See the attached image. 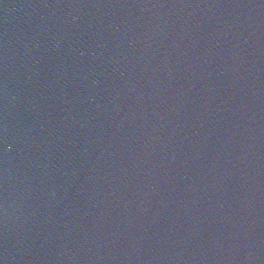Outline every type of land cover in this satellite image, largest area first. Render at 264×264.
Here are the masks:
<instances>
[{
	"label": "water",
	"instance_id": "water-1",
	"mask_svg": "<svg viewBox=\"0 0 264 264\" xmlns=\"http://www.w3.org/2000/svg\"><path fill=\"white\" fill-rule=\"evenodd\" d=\"M144 264H264V0H213Z\"/></svg>",
	"mask_w": 264,
	"mask_h": 264
}]
</instances>
